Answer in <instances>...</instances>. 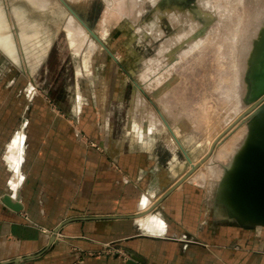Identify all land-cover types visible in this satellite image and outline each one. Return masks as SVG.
I'll list each match as a JSON object with an SVG mask.
<instances>
[{"label":"rangeland","instance_id":"374dc122","mask_svg":"<svg viewBox=\"0 0 264 264\" xmlns=\"http://www.w3.org/2000/svg\"><path fill=\"white\" fill-rule=\"evenodd\" d=\"M64 1L115 59L59 0H0V17L7 26L0 40L12 41L15 51L7 55L0 47L15 62L0 53V94L8 105L18 92L23 97L30 90L37 105L46 101L66 118L82 121L89 108V122L97 127L129 119L133 142L142 145L154 138L164 154L170 147L163 141L178 151L163 167L165 175L186 162L183 151L196 165L207 156L188 181L205 188L215 223L239 226L222 212L220 184L237 154V140L248 136L247 122L226 130L248 108L246 77L264 50V21L254 16L249 1L214 0L213 19L207 12L201 24L184 18L188 24L182 23L180 30L176 24L171 27V18L187 13L198 0H184L183 10L177 0ZM258 2L264 5V0ZM234 30L245 40L243 55L234 50ZM211 163L217 167L210 169ZM115 250L126 255L120 247Z\"/></svg>","mask_w":264,"mask_h":264},{"label":"crops","instance_id":"0c3cea01","mask_svg":"<svg viewBox=\"0 0 264 264\" xmlns=\"http://www.w3.org/2000/svg\"><path fill=\"white\" fill-rule=\"evenodd\" d=\"M12 98L0 94V264H264V229L215 223L204 187L156 207L180 178L163 174L167 142L168 155L134 143L129 119L97 127L89 108L80 121L30 90Z\"/></svg>","mask_w":264,"mask_h":264},{"label":"water","instance_id":"95a60500","mask_svg":"<svg viewBox=\"0 0 264 264\" xmlns=\"http://www.w3.org/2000/svg\"><path fill=\"white\" fill-rule=\"evenodd\" d=\"M59 1L89 32L90 36L104 47L109 56L115 59L98 35L80 19L72 8L64 0ZM11 19L15 25L13 14H11ZM15 30L17 33L19 32L17 25H15ZM0 53L15 64L1 49ZM262 55L263 58L260 63L256 64L257 67L246 77L249 91L244 97V103L248 108L226 130L230 131L240 122H247L248 136L243 147L236 154L232 165L225 170L224 178L220 184L222 212H225L230 220L243 228H264V50ZM216 143H214V146ZM213 147L209 154L212 152ZM183 156L186 159V164L184 169L181 172L179 171L178 175L180 178L177 179L164 197L157 202L156 207L172 192L188 181L207 159L206 156L200 163L193 165V160L184 151ZM190 164L192 165L190 166ZM185 167H190V169L186 170ZM4 203L15 212L23 210L21 205L13 203L9 197H5ZM133 260L136 261V258H133Z\"/></svg>","mask_w":264,"mask_h":264},{"label":"bare ground","instance_id":"6f19581e","mask_svg":"<svg viewBox=\"0 0 264 264\" xmlns=\"http://www.w3.org/2000/svg\"><path fill=\"white\" fill-rule=\"evenodd\" d=\"M189 2H191V0H188ZM205 1H207V0H198L197 2H195L194 4H193V6L192 7H190V9L188 10V12L187 13H184L183 12V14L181 15V14H179L178 16L175 14V16H177V18H179V20H176L174 17H172L171 18V27H173L174 26V24H176L177 26H178V29H179V26L183 23V24H188V23H190V21L193 19V22H194V24H201V23H199L200 22V20L201 19H203V20H206L205 18H204V13H209V16L211 17V16H213L214 15V12H216V11H214V9H212L211 8V6H210V2H212V1H214V0H208L207 2H205ZM238 1H241V0H238ZM249 1V4L251 5V7H252V12L254 13V16L255 17H259L260 18V20L262 19V21H264V5L261 3L260 4V2H258V0L254 3L253 2V0H248ZM177 2H179V6L180 7H182V9L181 10H183V8L184 7H186V6H184L185 5V2H187V0L184 2V0H180V1H178L177 0ZM188 2V3H189ZM184 4V5H183ZM187 4V3H186ZM177 5V4H176ZM184 6V7H183ZM178 10H180V9H178ZM177 10V11H178ZM180 10V11H181ZM173 11V10H172ZM174 12V11H173ZM184 18H186L187 19V21H189L188 23H186V22H184L185 20H183ZM212 19L214 18V17H211ZM211 18L209 19V20H211ZM211 22V21H210ZM231 22V21H230ZM233 22V21H232ZM209 23V22H208ZM227 23V22H226ZM227 24H229V21H228V23ZM206 25V24H205ZM204 25V26H205ZM226 27H228V25L226 26ZM5 28H7V26L4 24V22L2 21V18L0 17V34H2L3 35V32H4V30H5ZM237 28V27H236ZM180 30V29H179ZM235 30H237V29H235ZM234 30V32H235V35L232 37V40H233V42H235L234 44H235V46H234V50H235V52L236 53H238V55L239 54H241V55H243L244 53H245V40L243 39V37H241V36H239V33H237L236 31ZM233 31V30H232ZM228 32V31H227ZM233 32V33H234ZM229 33V32H228ZM1 36V35H0ZM227 37H228V34H227ZM231 37V36H230ZM229 38V37H228ZM11 39V38H10ZM1 42H0V47L2 48V49H4L5 51H6V54L7 55H12V53H14L15 51H14V46H13V42L12 41H8L7 40V38H5V39H3V40H0ZM263 56V55H262ZM263 58V57H262ZM261 58V59H262ZM261 61V60H260ZM237 82V81H236ZM238 96V95H237ZM237 105H239V104H237ZM238 107V106H237ZM240 107V106H239ZM235 111H236V109H235ZM234 113V112H233ZM241 116V115H240ZM239 116V117H240ZM238 119V118H237ZM239 141V139L237 140V145H235V147H237L236 148V151H237V153L241 150V148L243 147V145H244V143H245V140L244 141H242V139L240 140V142H238ZM234 145V144H233ZM210 146V145H209ZM209 148V147H208ZM207 151H208V149H207ZM206 151V152H207ZM225 150H223L222 152H220L219 154H221V153H226V152H224ZM205 154H207V153H205ZM225 155V154H224ZM234 155V154H233ZM203 156H205V155H203ZM229 156V155H228ZM236 157V156H235ZM203 158V157H202ZM217 158L218 157H214V160H215V163H216V161H217ZM233 158V157H232ZM214 160H212V161H214ZM231 160V159H230ZM233 161L234 160H232V161H230L229 162V165H231L232 163H233ZM185 164H186V162L185 163H181V164H176L174 167H172V169H171V172H170V175H171V177L172 178H175V177H178V176H176V175H178L179 174V171L181 172L182 171V169H184V166H185ZM193 165H196V163H195V161H193V163H192ZM192 164H190V166L192 165ZM217 164V163H216ZM203 165V164H202ZM218 165V164H217ZM217 165H215L214 163H211L210 165H209V168L211 169V168H216L217 167ZM221 165V164H220ZM207 168V167H206ZM200 169V168H199ZM198 169V170H199ZM221 169V168H220ZM197 170V171H198ZM196 173V172H195ZM194 173V174H195ZM214 173V172H213ZM193 174V175H194ZM192 175V176H193ZM191 176V177H192ZM190 177V178H191ZM189 178V179H190ZM188 179V180H189Z\"/></svg>","mask_w":264,"mask_h":264},{"label":"built area","instance_id":"2783aa9c","mask_svg":"<svg viewBox=\"0 0 264 264\" xmlns=\"http://www.w3.org/2000/svg\"><path fill=\"white\" fill-rule=\"evenodd\" d=\"M113 253H115V252H113ZM124 257H126V255H123Z\"/></svg>","mask_w":264,"mask_h":264}]
</instances>
